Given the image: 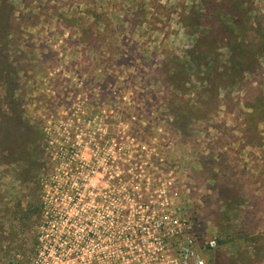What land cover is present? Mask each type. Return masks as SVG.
<instances>
[{"label": "rangeland", "instance_id": "obj_1", "mask_svg": "<svg viewBox=\"0 0 264 264\" xmlns=\"http://www.w3.org/2000/svg\"><path fill=\"white\" fill-rule=\"evenodd\" d=\"M2 3L0 261L31 253L39 179L75 148L171 172L217 241L206 264H264V0ZM234 6L251 30L231 73L217 14Z\"/></svg>", "mask_w": 264, "mask_h": 264}, {"label": "built area", "instance_id": "obj_2", "mask_svg": "<svg viewBox=\"0 0 264 264\" xmlns=\"http://www.w3.org/2000/svg\"><path fill=\"white\" fill-rule=\"evenodd\" d=\"M40 178L31 253L0 264H206L217 247L169 172L130 171L124 153L58 155Z\"/></svg>", "mask_w": 264, "mask_h": 264}, {"label": "trees", "instance_id": "obj_3", "mask_svg": "<svg viewBox=\"0 0 264 264\" xmlns=\"http://www.w3.org/2000/svg\"><path fill=\"white\" fill-rule=\"evenodd\" d=\"M242 10L234 7H226L225 11L217 14L219 18V26L222 27L221 34L225 37L226 47L229 50V61L231 65V73L241 70L248 59V54L245 43V33L251 30V27L246 25ZM236 20V22L234 21ZM234 21V23H233ZM9 24V15L5 13L4 3L0 4V30L6 28ZM250 97V98H249ZM252 92H247L242 98L244 106L255 111L257 107L253 104Z\"/></svg>", "mask_w": 264, "mask_h": 264}, {"label": "flooded vegetation", "instance_id": "obj_4", "mask_svg": "<svg viewBox=\"0 0 264 264\" xmlns=\"http://www.w3.org/2000/svg\"><path fill=\"white\" fill-rule=\"evenodd\" d=\"M123 141H126V138L125 139H123ZM40 180V179H39Z\"/></svg>", "mask_w": 264, "mask_h": 264}]
</instances>
